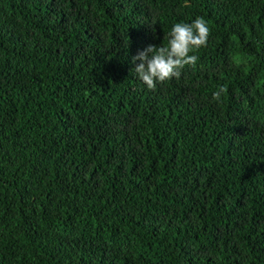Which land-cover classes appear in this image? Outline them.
<instances>
[{
  "label": "trees",
  "instance_id": "obj_1",
  "mask_svg": "<svg viewBox=\"0 0 264 264\" xmlns=\"http://www.w3.org/2000/svg\"><path fill=\"white\" fill-rule=\"evenodd\" d=\"M0 264H264V0H0Z\"/></svg>",
  "mask_w": 264,
  "mask_h": 264
},
{
  "label": "clouds",
  "instance_id": "obj_2",
  "mask_svg": "<svg viewBox=\"0 0 264 264\" xmlns=\"http://www.w3.org/2000/svg\"><path fill=\"white\" fill-rule=\"evenodd\" d=\"M210 32L209 24L202 16L196 17L191 23H175L168 33L167 45H148L138 51L133 62L139 63L132 72L149 90H155L157 83L179 79L186 66L196 67L199 57L192 53L207 46ZM226 92L227 88L220 86L212 94V99L219 102Z\"/></svg>",
  "mask_w": 264,
  "mask_h": 264
}]
</instances>
